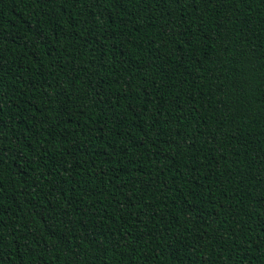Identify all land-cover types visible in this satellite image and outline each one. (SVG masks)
<instances>
[{
	"label": "trees",
	"instance_id": "1",
	"mask_svg": "<svg viewBox=\"0 0 264 264\" xmlns=\"http://www.w3.org/2000/svg\"><path fill=\"white\" fill-rule=\"evenodd\" d=\"M0 264H264V0H0Z\"/></svg>",
	"mask_w": 264,
	"mask_h": 264
}]
</instances>
